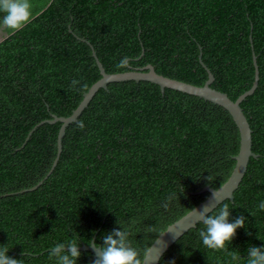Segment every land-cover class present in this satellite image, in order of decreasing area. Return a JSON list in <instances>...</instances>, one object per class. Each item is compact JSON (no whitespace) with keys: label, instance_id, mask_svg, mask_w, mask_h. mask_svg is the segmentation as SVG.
<instances>
[{"label":"trees","instance_id":"1","mask_svg":"<svg viewBox=\"0 0 264 264\" xmlns=\"http://www.w3.org/2000/svg\"><path fill=\"white\" fill-rule=\"evenodd\" d=\"M34 18L0 29V244L21 264H56L49 249L78 234L99 247L120 224L133 246L149 248L166 228L204 201L205 187L229 178L239 132L226 110L150 82L100 88L61 140V123L107 74L151 65L170 79L211 88L235 101L252 130L245 175L226 200L230 219L246 217L224 250L189 230L159 264H247L264 244V0H32ZM92 47V48H91ZM127 58L126 64L120 61ZM78 81L73 85L72 81ZM42 182L36 189L30 190ZM167 204V207L164 205ZM77 264L96 257L82 251Z\"/></svg>","mask_w":264,"mask_h":264},{"label":"water","instance_id":"2","mask_svg":"<svg viewBox=\"0 0 264 264\" xmlns=\"http://www.w3.org/2000/svg\"><path fill=\"white\" fill-rule=\"evenodd\" d=\"M92 55L98 66L99 72L101 74V79L98 80L89 88V90L84 94L83 99L78 105V107L72 112V114L69 117L58 118L53 116V119L51 121H46L47 123L50 124H55L57 122L61 123V127L57 138V157L48 174L51 173V171L57 164L59 155L62 150L61 140L65 133L66 127L71 123L77 121L82 111L88 106L89 102L100 88H106L107 84L114 82L145 81L159 86L162 92L164 91V89H170L203 99L204 101L222 107L231 116L239 132V137H240L239 151L238 154L234 156L235 166L229 178L221 187H219L218 189L205 187L202 190V192H208L209 195L204 201L198 204L195 208L200 209L207 204H210L211 206H218L219 203H222L226 200L233 201V194L238 189L245 175L249 163V159L251 157L253 158L257 157V155H255L251 150L252 130L248 124V121L243 113L242 108L240 107L241 102L244 101L247 96L253 94V92L257 87L258 70H257L255 55L253 54L255 78L252 87L248 91L240 95L235 101H232L227 96V94L211 88V84L213 83L214 78L210 73V71L205 67V65L201 61L200 63L208 73V79L203 86L199 87L159 75L155 72L154 68L151 65H147L142 69L130 70L128 72L107 74L104 71L103 66L99 62L93 48H92ZM41 183L42 182H40L30 190L36 189ZM199 223L200 222H199L198 213L196 211H193L192 209L186 215L178 219L176 222L169 225L166 228V230L162 232L152 243V245L148 248L149 249L148 264H159L160 259L168 251V249L175 242H177L185 233H187L191 229L196 228L197 224ZM79 250L89 251L94 255V257H96L99 254V249L94 244V242H91L89 245H81L79 247Z\"/></svg>","mask_w":264,"mask_h":264},{"label":"clouds","instance_id":"3","mask_svg":"<svg viewBox=\"0 0 264 264\" xmlns=\"http://www.w3.org/2000/svg\"><path fill=\"white\" fill-rule=\"evenodd\" d=\"M33 9L32 0H0V29L12 33L23 29L34 18ZM126 62L125 57L120 61V66ZM72 83L75 85L78 81L73 80ZM258 207L264 210V200L259 202ZM231 210L228 203H219L218 206L207 204L200 209L193 208L203 225L198 230L199 238L207 249H226L235 237L237 229L245 228L246 217L239 215L235 219H230ZM130 236V228L122 224L102 236L103 244L99 245V254L91 264H148L149 249L133 246ZM79 243L78 234L72 239L57 242L49 249L50 258H54L56 264H77L82 255ZM10 249L7 243L0 244V264H21L20 259L9 255ZM245 251L247 264H264V244L250 245ZM230 257L231 264H240L241 257L237 252L230 253Z\"/></svg>","mask_w":264,"mask_h":264},{"label":"flooded vegetation","instance_id":"4","mask_svg":"<svg viewBox=\"0 0 264 264\" xmlns=\"http://www.w3.org/2000/svg\"><path fill=\"white\" fill-rule=\"evenodd\" d=\"M1 39V38H0Z\"/></svg>","mask_w":264,"mask_h":264}]
</instances>
